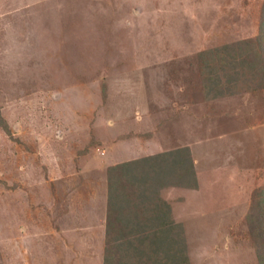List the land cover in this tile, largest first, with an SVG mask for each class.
<instances>
[{
  "label": "rangeland",
  "instance_id": "374dc122",
  "mask_svg": "<svg viewBox=\"0 0 264 264\" xmlns=\"http://www.w3.org/2000/svg\"><path fill=\"white\" fill-rule=\"evenodd\" d=\"M263 3L0 0V264H102L106 168L185 148L202 184L161 194L190 264H257L264 89L199 54L256 43Z\"/></svg>",
  "mask_w": 264,
  "mask_h": 264
},
{
  "label": "trees",
  "instance_id": "16d2710c",
  "mask_svg": "<svg viewBox=\"0 0 264 264\" xmlns=\"http://www.w3.org/2000/svg\"><path fill=\"white\" fill-rule=\"evenodd\" d=\"M260 19L256 43L246 39L203 51L199 54L200 68L211 72L208 66L211 61L229 71L242 69L246 74L240 76L247 77L245 83L249 80L257 83L252 88H244L245 91L264 89V3ZM235 74L224 72L222 80L237 81ZM204 83L207 100L236 94L233 84H218L216 78H207ZM0 127L9 133L1 116ZM180 153V156L159 153L106 168L102 264H190L185 230L173 220L161 194L170 187L194 189L197 184L189 149H181ZM252 199L257 202L250 205L246 223L257 264H264V188L254 191ZM159 240L165 242L163 246L158 247Z\"/></svg>",
  "mask_w": 264,
  "mask_h": 264
},
{
  "label": "crops",
  "instance_id": "0c3cea01",
  "mask_svg": "<svg viewBox=\"0 0 264 264\" xmlns=\"http://www.w3.org/2000/svg\"><path fill=\"white\" fill-rule=\"evenodd\" d=\"M228 97V96H227ZM156 153H163V152H159V151H157ZM165 153V152H164ZM152 155H154V154H148V155H146V156H152ZM145 157V156H144ZM126 161H129V160H126ZM194 163V162H193ZM194 170H196V173H197V176H198V179H199V172H200V167L199 166H197V164H196V167L194 166ZM195 173V174H196ZM197 178V177H196ZM198 184H202L201 183V181H200V179L198 180ZM178 188V187H177ZM170 189V188H169ZM106 208H107V199H106ZM105 208V209H106ZM105 216H106V212H105ZM105 231V230H104Z\"/></svg>",
  "mask_w": 264,
  "mask_h": 264
}]
</instances>
